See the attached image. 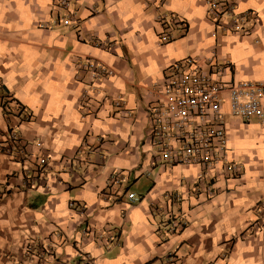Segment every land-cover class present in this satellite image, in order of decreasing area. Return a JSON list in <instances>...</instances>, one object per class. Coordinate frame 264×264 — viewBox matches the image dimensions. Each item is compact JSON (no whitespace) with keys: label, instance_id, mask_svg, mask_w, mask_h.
Returning a JSON list of instances; mask_svg holds the SVG:
<instances>
[{"label":"crops","instance_id":"crops-1","mask_svg":"<svg viewBox=\"0 0 264 264\" xmlns=\"http://www.w3.org/2000/svg\"><path fill=\"white\" fill-rule=\"evenodd\" d=\"M56 1L0 0V135L3 98L11 94L33 116L20 125L30 152L50 159L39 178L33 162L25 173L0 153V264H264V229L249 228L264 199V122L228 119V158L241 172L228 180L221 173L208 198L194 192L198 167L157 162L148 114L153 82L188 56L230 61L223 81L264 82V0H231L251 17L244 31L217 37L205 0H75L77 25ZM169 12L184 16L188 28L163 43L159 17ZM106 38L114 49L96 45ZM77 56L112 71L92 90L103 102L99 112L82 110ZM116 98L126 110L114 106ZM115 169L127 174L123 194L136 192L140 202L106 194ZM173 191L182 195L173 213L185 225L168 233L163 209ZM108 232L116 241L106 244L99 235Z\"/></svg>","mask_w":264,"mask_h":264},{"label":"built area","instance_id":"built-area-1","mask_svg":"<svg viewBox=\"0 0 264 264\" xmlns=\"http://www.w3.org/2000/svg\"><path fill=\"white\" fill-rule=\"evenodd\" d=\"M73 1L57 0L55 7L58 11L66 12L68 23L77 25L79 20L71 8ZM205 4L216 27L212 33L214 37L218 36L219 30L223 33L244 31L252 14L248 10L240 11L231 0H205ZM159 20L165 27L160 34L163 43L175 39L176 29L188 28L187 19L179 13L162 14ZM41 27L49 28V25L42 24ZM96 45L111 50L115 47V41L111 38L99 39ZM74 63L78 69L76 78L83 84L80 98L82 110L84 113L99 112L103 102L94 99L92 90H97L100 81L112 74L111 69L106 63L92 57L77 56ZM231 66L230 61L218 64L209 58L202 63L197 57L188 56L171 63L162 79L154 81L150 90V96L154 99L148 105L149 144L153 156L162 165L198 167L200 172L194 192L205 194L208 198L217 194L216 183L221 173L228 180L241 172V164L228 158V119L236 117L251 121L256 118L264 122V82L250 79L223 81V74ZM113 104L126 110L122 98L114 99ZM2 108L7 128L0 135V153L21 164L25 173L31 171L26 164L33 162L39 175L37 177L41 178L50 165V159L45 155L34 157L20 132V125L31 120L32 114L11 94L3 98ZM35 143L38 147L42 146V141ZM127 180L124 170L115 169L106 194L112 193L118 198L127 196L130 204L140 202L142 197L136 192L126 190L123 194L122 187ZM167 196L168 206L163 209L169 225L167 232L177 233L185 225V220L174 215L173 205L182 200V195L173 191ZM69 206L83 214L86 212L85 206L75 201H70ZM256 210L258 216L249 224L254 233L264 229V199L259 201ZM99 239L106 244L116 241V237L109 232L101 233ZM33 250V246L29 245L26 255L31 256ZM47 252H50L49 248ZM85 258L91 260L89 256Z\"/></svg>","mask_w":264,"mask_h":264}]
</instances>
